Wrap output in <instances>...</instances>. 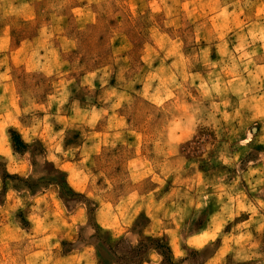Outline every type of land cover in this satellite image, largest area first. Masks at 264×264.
<instances>
[{
    "label": "clouds",
    "instance_id": "9594fccd",
    "mask_svg": "<svg viewBox=\"0 0 264 264\" xmlns=\"http://www.w3.org/2000/svg\"><path fill=\"white\" fill-rule=\"evenodd\" d=\"M0 264H264V0H0Z\"/></svg>",
    "mask_w": 264,
    "mask_h": 264
}]
</instances>
